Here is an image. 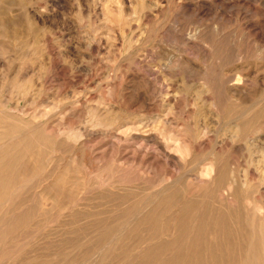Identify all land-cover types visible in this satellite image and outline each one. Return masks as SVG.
Segmentation results:
<instances>
[{
  "label": "rangeland",
  "instance_id": "rangeland-1",
  "mask_svg": "<svg viewBox=\"0 0 264 264\" xmlns=\"http://www.w3.org/2000/svg\"><path fill=\"white\" fill-rule=\"evenodd\" d=\"M0 122V264H264V0H0Z\"/></svg>",
  "mask_w": 264,
  "mask_h": 264
},
{
  "label": "bare ground",
  "instance_id": "bare-ground-1",
  "mask_svg": "<svg viewBox=\"0 0 264 264\" xmlns=\"http://www.w3.org/2000/svg\"><path fill=\"white\" fill-rule=\"evenodd\" d=\"M0 123H1V122H0ZM2 125H3V124H2ZM5 125H6V124H4V126H5ZM0 127H1V126H0ZM3 128H4V127H3ZM3 128H2V129H3ZM4 129H5V128H4ZM6 129H7V128H6ZM8 129H9V128H8ZM12 131H13V130H12ZM14 131H15V130H14ZM14 131H13L12 133H10V134H8V132H10V130L7 131V132L5 131V132H6L8 135H11V134H13V133L17 134L18 131H17V132H14ZM5 132H4V133H5ZM0 133H1V132H0ZM4 133H1L3 136L1 135V138H0V150L3 149L2 147H3L4 145H6V144H5L6 142H5L4 145H3V142H2L1 140H2L3 138L6 139V138L8 137V135H7V134H4ZM19 134H20V133H18V135H19ZM24 134H25V133H24ZM27 134H29V133H27ZM18 135H16L17 138H19ZM23 136H24V135H23ZM27 136H28V135H27ZM29 137H30V135H29ZM11 138H12V137H11ZM14 138H15V137H14ZM17 138H16V139H17ZM9 139H10V138H9ZM13 140H14V139H13ZM24 140H25V139H24ZM36 140H37V139H36ZM36 140H35V141H36ZM5 141H6V140H5ZM11 141H12V140H10V142H11ZM20 141H22V140H20ZM7 142L10 143L9 141H7ZM12 143H13V142H12ZM19 143H21V142H19ZM14 144H15V143H14ZM8 145H9V144H7L6 146H8ZM10 145H11V147H12L13 144H10ZM6 146H5V147H6ZM11 147H10V149H9V146H8V151H9V150H13V148L11 149ZM6 150H7V148H6ZM12 152H13V151H12ZM1 155H2L3 158H4V157L6 158V155L8 156L9 153L7 154V151H6L5 153H0V156H1ZM3 155H4V156H3ZM12 155H13V154H11V156H12ZM11 156H10V157H11ZM14 157H15V155H14ZM0 158H1V157H0ZM5 158H4V159H5ZM8 158H9V157H8ZM10 159H11V158H10ZM7 160H8V159H7ZM7 160L5 159V160L3 161L2 159H0V164H2L3 162L5 163V161H7ZM10 161H13V160H10ZM202 161H203V160H202ZM200 162H201V161H200ZM6 163H7V162H6ZM6 163H5V164H6ZM10 163H11V162H10ZM10 163H9V164H10ZM14 163H15V162H14ZM14 163H13V164H14ZM11 165H12V164H11ZM2 166H3V165H2ZM2 166H1L0 170L2 169ZM5 166H6V165H5ZM7 166H8V163H7ZM9 166H10V165H9ZM6 168H8V167H5V169H6ZM10 168L12 169L13 167H10ZM3 169H4V168H3ZM6 170H7V169H6ZM9 170H10V169H9ZM2 171H3V170H2ZM7 171H8V170H7ZM11 171H13V170H11ZM4 172H6V171H4ZM4 172H3L2 174H5ZM7 173H11V172H7ZM7 173H6V174H7ZM8 176H9V175H8ZM9 180H10V179L7 177V175H2V176H1V172H0V183L5 182V181H6V183H7V181L9 182ZM6 183H5V185H4L5 187H6ZM9 184H10V183H9ZM9 184H8V185H9ZM1 185H3V184H1ZM8 185H7L6 188H8ZM11 187H12V186H11ZM0 188H2V187H0ZM0 190H2V191L4 190V191H5V189H3V188L0 189ZM0 193H1V192H0ZM2 194H3V193H2ZM2 194H1V195H2ZM0 197H1V196H0ZM2 197H3V195H2ZM155 199H156V198H155ZM152 202H153V201H152ZM187 204H188V203H187ZM188 207H189V206H188ZM147 208H148V207H147ZM148 209H149V208H148ZM133 217H134V216H133ZM133 217H132V218H133ZM124 227H125V226H124ZM123 229H124V228H123ZM126 230H127V229H126ZM126 230H125V231H126ZM121 233H122V232H121ZM111 239H112V237H111ZM239 242H240V241H239ZM108 244H109V243H108ZM229 244H230V243H229ZM106 246H107V244H106ZM102 248H103V247H102ZM102 248H101V249H102ZM237 249H238V248H237ZM99 251H100V250H99ZM94 256H95V255H94ZM91 258H92V257H91ZM176 259H177V258H176ZM88 260H89V259H88ZM85 262H87V261H85Z\"/></svg>",
  "mask_w": 264,
  "mask_h": 264
}]
</instances>
